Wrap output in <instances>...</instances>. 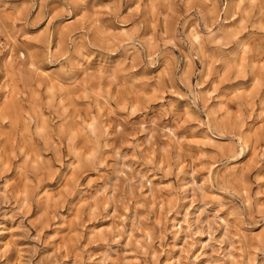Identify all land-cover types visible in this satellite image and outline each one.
I'll list each match as a JSON object with an SVG mask.
<instances>
[{"label": "rangeland", "instance_id": "1", "mask_svg": "<svg viewBox=\"0 0 264 264\" xmlns=\"http://www.w3.org/2000/svg\"><path fill=\"white\" fill-rule=\"evenodd\" d=\"M0 264H264V0H0Z\"/></svg>", "mask_w": 264, "mask_h": 264}, {"label": "bare ground", "instance_id": "2", "mask_svg": "<svg viewBox=\"0 0 264 264\" xmlns=\"http://www.w3.org/2000/svg\"><path fill=\"white\" fill-rule=\"evenodd\" d=\"M186 212V211H185ZM184 216V215H183ZM181 219V218H180ZM184 223V219H181L177 221V224L179 225L178 230L181 229V224Z\"/></svg>", "mask_w": 264, "mask_h": 264}]
</instances>
